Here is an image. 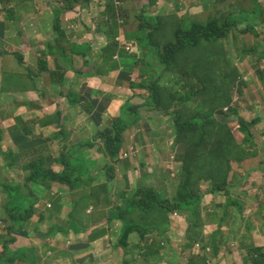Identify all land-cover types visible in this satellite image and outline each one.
<instances>
[{
	"label": "crops",
	"instance_id": "0c3cea01",
	"mask_svg": "<svg viewBox=\"0 0 264 264\" xmlns=\"http://www.w3.org/2000/svg\"><path fill=\"white\" fill-rule=\"evenodd\" d=\"M68 2L70 0H0V128L5 131L4 142L9 141L3 146L8 150L7 152H14L15 156H18L20 152L34 151L36 155L44 156L41 151H46L48 148L46 145L51 142L59 143L58 148L70 150L74 145L99 141V132L108 128L116 119L115 101L123 103L122 107L129 105L137 108L136 113L140 117L138 124L146 121L145 126L140 127L144 135L151 133L148 125L156 121H159L156 125L159 130L170 132L172 128L175 130L171 112L185 111L190 104H197L200 100H204V98L194 97L189 102L187 98L189 88L185 81V75L191 70L188 64L195 58L201 59L203 56L204 42L199 45L195 53L179 54L176 67L173 65L168 67L169 70L159 80V85L164 92L163 100L171 96L172 92L174 97H171L175 98V101L172 107H167L166 112L156 110L148 104L149 92L146 88L138 87L151 76L149 68L156 66L155 63L152 64L151 59L146 58V50L137 45L135 37L138 35V30L129 34L125 26L123 39L126 44L119 51V58L114 62L103 61L101 57H103L102 50L105 47H102V44L106 43L108 46V38L99 33L97 29L100 35L99 41L103 42L100 47L90 51L94 45L93 35L95 33L91 27L92 20L89 22L90 26L86 28H82V23H85L91 16L87 14L83 17L82 13H77L79 6L75 3L72 4L71 10L64 11L65 3ZM161 4L165 6V12ZM234 4L235 0H219V6L215 9L214 5L210 4V0H155L153 4L149 1L147 5L142 3V8L151 12L148 16L152 17L158 15L187 18L190 25L197 21L206 23L210 19L209 14L214 17V13L220 19L224 15L229 18L242 15L248 21L252 20L254 30L242 33L240 29L243 26L239 29L234 28L231 36L229 34L218 42L219 45L216 48H220V51L217 53L213 51L211 60L213 61V72L223 77V81H220V90L231 95V105L236 103V98L239 99L237 102L238 115L248 121L261 124L264 140V77L258 73L260 68L264 69V64H262L264 61V21L260 22L259 18L253 17L255 11L253 13L233 11ZM260 4L261 9H264V0H261ZM83 5H89L92 12L100 10L97 5L93 8L90 3ZM58 19H60V25H55ZM164 25H167V22H164ZM81 29L83 30L80 31ZM165 30L166 28L162 26L160 33H165L164 37L171 30V24L166 32ZM86 37L88 38L84 39ZM248 37H252L250 44L247 43ZM127 46L129 52L124 50ZM162 53L167 52L162 50ZM90 62H92V68L87 69ZM151 64L153 67L150 66ZM84 72H95L98 75H83ZM61 73L63 74L61 79L54 75ZM128 77H132L131 82L120 86L115 84L117 79ZM67 81L69 93L62 98L66 103H61L56 98V92L60 91L61 84ZM91 82H95L99 90L97 97L92 91L86 90V83L90 86ZM132 86L135 92L129 90ZM111 89L126 93H111ZM10 92L23 95L20 97L21 103L13 104ZM75 95L84 97L82 102H77ZM69 97H71L70 100ZM122 98H125L126 103L122 102ZM183 98L186 102H178ZM20 109L25 110L27 119L21 118L20 113H17ZM19 118H21L20 121H18ZM73 121L81 122V124L75 125ZM164 124H167V127ZM137 125H133L125 132V146H127L130 131L138 128ZM236 135L242 142L237 131ZM145 140L147 141L146 137ZM27 144L31 148L22 152L24 145L27 146ZM184 147V145H175V150H183ZM153 150L151 148V151ZM98 151L101 153V146L100 148L94 146L82 153L93 160H100L101 154H98ZM247 154L248 159L242 164L239 162L232 164L234 171L229 184L232 205H229L223 194L207 195L213 196L209 210L211 212L207 211L205 217L206 227H210V236L200 239L197 235L194 239L199 242L204 240L207 245L196 247L195 241H189V239L187 241L184 239L181 244L176 245L178 252L179 248L182 253L185 252L181 258L187 259L188 264H255L257 259L255 247L264 248V238L261 233L253 238L251 243L242 245L239 242L238 246L232 249L224 247L231 234L224 236L223 231L231 227L236 232L237 227L226 221L228 215L220 219L215 216L221 211L224 213L231 211L244 220L248 217L254 225L251 235L264 227V208L259 207L255 196L257 191H262L264 188V163H259L260 158L264 160V151L254 146L248 150ZM0 171L2 172L1 167ZM118 171L121 174H116L115 185L121 189V195H123L129 188H134L136 182L131 178L132 169L127 171L125 167L118 166ZM243 173L251 174L247 181L240 184L238 180ZM262 198L264 199V196ZM37 204H40V200ZM93 204L95 205V202ZM217 205H223V207L216 208ZM70 211L71 208L65 206L59 216L65 219ZM103 212L101 201L99 205L96 204L92 208L91 213L87 214L93 219H102L97 223L98 228L94 232L91 228L81 236L58 234L49 238L47 245L39 248H34L33 244L37 243V233L45 232L43 227L47 225L43 223L38 226L39 216H36L32 222L35 228L27 230L28 234L26 232L22 235L11 234L15 238L14 243L8 244L12 251L31 247L32 255L24 257L16 264H69L68 260L76 264H129L130 258L124 255L123 248H117L115 242L111 241L109 233H104L107 226ZM207 217L211 220L207 221ZM7 224V218L3 214L0 216V254L3 251ZM189 235L187 231L185 236ZM168 239V241L164 240L166 245L163 260L154 262L157 260L151 258L149 263L141 262L139 256L136 255L138 258L136 264H180L179 261L168 260L171 243V239L169 237ZM242 239L243 235L239 240ZM131 240L138 245L137 236H132ZM131 240L130 246H132ZM200 256H203L202 261H199ZM181 262L187 264L184 261Z\"/></svg>",
	"mask_w": 264,
	"mask_h": 264
},
{
	"label": "trees",
	"instance_id": "16d2710c",
	"mask_svg": "<svg viewBox=\"0 0 264 264\" xmlns=\"http://www.w3.org/2000/svg\"><path fill=\"white\" fill-rule=\"evenodd\" d=\"M92 0H76L79 2H86ZM155 1V0H152ZM257 2V0H254ZM72 4V3H71ZM73 7L65 6L64 11L71 10ZM263 15L260 5L257 4V10L253 14ZM106 17L109 21H105L102 17L97 19L98 30L108 38V46L105 50L112 56L109 55L101 57L103 61L113 60V55L118 54L121 51L115 43V36L118 33V20L119 12L115 8L114 0H109ZM242 18V19H240ZM156 19H161L157 21ZM147 22L142 23L138 29L137 43L139 47L146 50V58L151 59L152 64L157 63L158 66L163 67L161 74H157L153 77H149L143 81L138 87H145L150 92L148 97V104L156 110H162L166 112L167 107H172L175 101L174 94L171 92V96L167 98L168 104L163 103L164 92L159 88V78L162 74L166 73L167 64H173L179 54L182 53H195L199 49V45H202L204 40V53L201 59L195 58L189 64L193 75L195 76L196 86L191 84L190 78L185 75V81L189 88L187 94L192 97L204 98L197 104H190L187 110H175L171 112L174 119L175 127V145H184L183 152L178 155V162L180 168L177 179L176 191L171 198L163 199L153 187H138L136 188L132 196L124 199V205L112 212L111 215H107V220L111 223L113 220H120L122 222L121 237L117 238L116 245L123 248L124 255L130 256V260L133 264H136L139 256L142 261L151 258H160V254L163 250L162 245L164 240H169L166 236V232L170 227L169 216L175 211L180 214H189L193 219L197 221L196 224L192 225L189 233L197 230L199 225V212L202 207V201L208 193L211 194H223L229 205H232L230 198L231 186L230 176L233 170L232 163L235 161L241 162L246 157V147L239 143L234 131L232 130L230 123V116L224 112V108L230 106L232 103L231 95L226 94L220 90V81H223V77L217 78L213 72V61L211 60L214 43L224 39L231 32L232 28H241L242 33L248 30H254L252 20H247L245 16H233L232 18H225L220 24L216 21L217 19H211L206 25L194 24L188 29L180 28L175 32L177 42L161 47L160 42L156 41V36L160 34L162 25L167 22L172 25L171 18L164 17H150L142 18ZM101 22V23H100ZM177 23L181 24L180 18H177ZM160 23V24H159ZM100 24V25H99ZM55 25H60V19L55 22ZM251 32V31H250ZM249 32V33H250ZM162 50L167 53H162ZM161 56V57H160ZM168 58H167V57ZM154 58V60H152ZM264 64V61H262ZM156 67V66H155ZM261 77H264V69L258 71ZM55 77L62 78L63 74H54ZM83 75L95 76L93 73L84 72ZM229 78L228 76L226 77ZM155 79V83L152 81ZM189 100V102L192 101ZM178 102H186V99ZM85 106V105H84ZM90 111V110H89ZM124 111L130 114L136 113L137 108L126 105ZM225 117L226 119H223ZM137 123V120L128 119L126 116L117 118L112 122V125L108 129L101 130L98 137L102 141V154L106 158L111 159L116 164H121L120 152L124 146V133L133 125ZM248 123L241 120V130L246 131ZM247 139V137H246ZM94 144V143H93ZM4 160H12L5 153H2ZM26 155L20 154L15 156L14 159L18 162L20 160L31 157L35 154L34 151L26 152ZM44 158H40L36 161L27 163V166L33 171L25 181V185L31 182L37 184L43 182H56L70 186L74 191L81 189L82 184L84 188L91 185L88 182V186L83 179V175H87V166L83 157H75L70 155H63L60 159V163L64 166L63 171L54 173L52 171L47 172L42 167ZM76 170H78L79 179L74 177ZM1 173V171H0ZM112 171L108 174V178L112 179ZM251 173H243L238 183H244L250 177ZM207 186V187H204ZM21 187H9L4 188L8 193V197L14 200V202L29 201L30 199L25 197L23 194L19 195V189ZM203 188H208V193ZM12 189H15L14 192ZM99 190L103 187H99ZM21 192V191H20ZM86 201H91L93 198L100 197L96 187L91 190L89 194L82 195ZM256 200L259 207L264 208V188L262 191L255 193ZM8 201V200H7ZM179 201V202H178ZM106 203V202H105ZM107 205V203H106ZM26 210V217L22 216L18 223L15 225V221L11 216L10 203L4 205L5 215L7 217V230L11 237V233L24 234L25 226L33 214V207L22 205V210ZM140 214V220L136 219V216ZM156 214L164 220V224L158 221L156 224L147 223V218L152 219V215ZM9 215V216H8ZM217 217V213L215 214ZM24 217V218H23ZM207 221L211 220L210 217L206 218ZM19 222H21L19 224ZM167 224V225H166ZM70 227L74 230L80 231L78 222L74 216H71ZM54 231H65V229L56 225L52 228L51 232ZM153 231L156 236L148 237L149 233ZM137 232L142 241L138 245L130 246L128 244L129 234ZM15 239L10 238L9 240L5 237L3 243V251L0 254V264H16V261L22 260L24 257H29L27 250L12 251L8 244H11ZM197 242L198 240H194ZM189 247V245H186ZM130 249V250H128ZM29 251V250H28ZM255 253L257 259L255 264H264V248L255 247ZM149 259V260H150ZM147 261V263L149 262Z\"/></svg>",
	"mask_w": 264,
	"mask_h": 264
},
{
	"label": "rangeland",
	"instance_id": "374dc122",
	"mask_svg": "<svg viewBox=\"0 0 264 264\" xmlns=\"http://www.w3.org/2000/svg\"><path fill=\"white\" fill-rule=\"evenodd\" d=\"M257 1L258 2H255L254 0H235V4L233 5V11H243L245 13H253L254 11L257 10V4L261 5L260 4L261 0H257ZM71 3L72 4L75 3L76 5L79 6L77 13H82L83 17H86L87 14L91 16V17L87 18L85 23H82V28H86V27L90 26L89 22H90V20H92L91 27L95 31V33L93 35L94 45L90 51H92L95 48L100 47L103 41H99L100 35L97 33V30H96V28H97L96 18L98 17L97 14L99 13L100 10L92 12L89 9V5H83V4H89L90 3V5H92V8H93L96 5L95 0L86 1V2H79V3H77L76 0H70V2L65 3V5L66 6H68V5L72 6ZM142 3H143V5H147L148 0L125 1V12L127 15V21L125 24H126V30L129 34H133V32L138 29L139 22H141V23L147 22V20H142V18L147 17V15L151 13L147 10H144V8H142ZM210 4L214 5V8L217 9L219 6V0H210ZM161 7L163 8V10L165 12L166 11L165 6H163V4H161ZM205 10H208V9H205ZM208 11H211V10H208ZM225 17H226V15H224V17L222 19H220V18L216 17L215 13H214V17L212 14H209L210 19H208L207 22H209L211 19H217L216 21L220 24V22L224 21ZM256 17L259 18L260 22L264 21V15L260 14V15H256ZM207 18H208V16H207ZM156 20L160 21L161 19H156ZM196 23L197 24H204L205 22L197 21ZM162 26L165 27L166 29H168L169 25H162ZM180 28H183V29L189 28L187 18L183 19L181 27H180L179 23L173 22L171 25V30L167 33L166 37L160 39V42L164 45L176 43L177 39H176L175 32L178 31ZM82 30L83 29H81L80 31H82ZM233 31H234V29L232 30V32ZM232 32L230 33V36H231ZM99 33H101V32L99 31ZM87 38L88 37H86L84 39H87ZM129 38H131V36ZM251 38L252 37L247 38L248 44H250ZM201 42L203 43L205 41L202 40ZM218 45H219L218 42L214 43L213 51H216V53H217V51H220V48H216V46H218ZM106 46H107L106 43L102 44V47H106ZM124 50L129 52V50H127V48H125ZM98 55H100L99 52H98ZM102 55L103 56L109 55L110 57H112L104 48L102 50ZM118 58H119L118 55H116V54L113 55V60H117ZM210 58H213V57H210ZM152 60H154V58H152ZM178 60L179 59L176 58L175 61L173 62V64L168 63L167 68H166V72L169 70L168 67H171L172 65H173V67H176ZM155 64H156V67L149 68L151 70V73H152L151 77H153L157 74H161V71H162V69H160L161 67L158 66L157 63H155ZM150 66L153 67L152 64ZM188 66H192V65L188 64ZM91 68H92V62H90V65L87 66V69H91ZM92 73L95 76L98 75L95 72H92ZM163 76H164V74H162V76L159 78V80H161V78ZM186 76H188L190 78L191 84L193 86H196L195 76L193 75L192 70H189V72L186 74ZM220 76H221L220 74L216 75L217 78H220ZM131 78L132 77H128L126 79H117V82L115 84L120 86L121 84H124L126 82L129 83L132 81ZM152 81L155 83V79H152ZM68 84H69L68 81L66 83L61 84L60 91L57 90V92H56V98L59 99V101L61 103H66V101H64L62 98H64V95L69 93L68 92L69 91L68 90V86H69ZM86 85H87L86 90L92 91L94 93V96L97 97L99 90L96 88L95 82H91L90 86H88L87 83H86ZM159 88L162 89L161 86ZM129 90L135 92V89L133 86L130 87ZM110 92L111 93H116V92L126 93L124 91H119L117 89H111ZM88 93H91V92H88ZM10 95L12 96L11 99L13 101V104L21 103L20 97H22L23 95H18V94H15L14 92H10ZM113 96H115V95H113ZM75 97H76L77 102H82V100L84 99V97H82V96H76L75 95ZM149 97H150V92H149ZM187 98L189 100L192 99V97H190V95H188ZM68 99L70 100L71 97H69ZM122 100H123L122 102L126 103L125 98H122ZM163 103L168 104V100L167 99L163 100ZM122 105H123V103H120L119 101L114 102V107L116 108V116H115L116 119L122 118L124 116L128 117V115L130 114L129 112L124 111L125 107H122ZM24 112H25L24 109H20L17 113H20L21 118L25 117L27 119L28 116ZM34 115L36 117L37 114L35 113ZM83 117H85V115H83ZM130 117L133 118L134 120H137L138 122L140 120V117L137 113L130 114ZM21 118H19L18 121H20ZM241 120H244L246 123H248L246 131L241 130ZM158 122L159 121L150 123L148 125V127H149V131L151 133L145 134V135L142 133L143 129H141L140 127L141 126L144 127L146 124V121H143L141 124H138L137 125L138 130H137V128L135 129L134 140L132 141L131 139H128V141H127V145H130V146L134 145L135 146L134 150H132V152L129 153V157H127V159H126L125 155L122 153H120V158H123L121 165L123 167H125V169L127 171H129L130 169L133 170V174H132L131 178L133 180H135V182H136V185L133 188L134 190L138 187H142V184H143V187H149V188L153 187L154 190H156L158 192V194L163 199H165V198H171L173 196V194L175 193L176 185L178 183L177 175H178L179 169H181L179 166V167H177V170L175 172H173V170L168 169V167L170 165L173 166L175 164H180L177 160L178 154H176V153L183 152V150L182 149H180V150L176 149L175 150V146H174V142H173V140L175 139L174 128H172V131H170V132H167V130H159V128L156 126ZM73 124L79 125V124H81V122L73 121ZM164 126L167 127V124H164ZM230 126H231L232 130L234 131V134H235L238 142L243 144L246 147V157H244L241 162L246 161L248 159V154H247L248 150H250L254 146L257 147L258 150L264 151V140L262 139L263 129L261 128V124H256L252 121H248L244 117H240L239 115H237V117H234L233 119H231ZM172 127H173V124H172ZM236 131L239 134L242 142L239 141V139L236 135ZM4 137H6L5 131L2 128H0V167L2 168V172L0 173V215L3 216L4 211H5V209L2 208L1 204L2 203H4V204L10 203L11 216L14 219L15 225H16V223H18L19 219L22 216L26 217V213H27L26 210L27 209L25 208L22 210V205L25 204V205H27V208H28L29 206L33 207V204L30 205L29 201H20V199H19L18 203L14 202L13 199L5 201L4 199L7 198L6 194H8V193L4 190V188L5 187L6 188H9V187L14 188L16 186L21 187L19 189V193H18L19 195H22V193L23 194H30L32 192L33 193L38 192V193H35V195L32 198L35 199V201H36V199H41V202L39 204L40 206H43L45 201L53 202L56 199H62V198L58 197L57 195H52V193L54 191V187H53V184L49 181L39 183V184H37L35 182H31L25 186V181H26L27 177L29 175H31L33 172L27 166V163L32 162V161H36L40 158H44L45 160L41 164L43 169L47 170V172L52 171L54 173H59V172L63 171V169H64L62 164L60 163V159L62 158V156L71 154L72 156H75L77 158L78 154H77V152H71L66 148H58V147H60L59 143L51 142V143L46 145V147H48L46 151L45 150L41 151V154H44V156L36 155V153H35L31 157L24 158V159L20 160V162H18L17 159L16 160L14 159V156H15L14 152H7L8 150L6 148H3V146L6 145L7 142H9L8 140L4 142ZM145 137L147 138V141L145 140ZM162 137H164V138H162ZM246 137H247V139H246ZM37 143L41 144V142H37ZM147 144L151 148H153L154 150L151 151V148L149 146H147ZM94 145H95V147H98V148H100V146H101L100 142H98V141H95ZM29 148H31V146L29 144H27V146L24 145L22 152H26V150H28ZM87 150L88 149H86V151ZM5 152H7V153H5ZM126 152H130V149L126 150ZM2 153H5L9 158L12 157V159L15 162L13 163L12 160H5L4 161ZM20 154L26 155L25 153H21V152L18 155H20ZM98 154H102V153H99V151H98ZM175 155H176V157L174 159L173 157ZM260 157H263V156L260 155ZM99 159L101 161L102 156H100ZM102 161L108 162V163H114V161H112L111 159L103 158ZM259 161H260L259 162L260 164L264 163L263 158H260ZM235 162H240V161H235ZM86 164H87L86 166H87V170H88L87 177L89 178V174L92 171V168L94 166V162H87ZM232 167H233V165H232ZM104 168L105 167L103 165H101L98 167V170H104ZM164 170H168L167 174L165 173V176L167 179L160 178L159 174L161 172H163ZM153 171H155V172L153 173ZM233 171H234V168H233L232 172ZM232 172H231V174H232ZM54 185H58V183H55ZM204 187H207V186H204ZM58 188H61V187H58ZM58 188H55V189H58ZM203 189L207 193L208 188H203ZM12 190L14 192H16L15 189H12ZM66 198H68V196ZM212 201H213L212 195H209L206 198H204V200L202 201L201 210H200L199 215H198L200 218V220H199L200 224H198L199 227L197 230L190 233V235L188 237H186L185 234L187 233V231L189 233L191 226L196 224L197 221L195 219H193L191 217V215L186 214V213H184L183 215H170L169 216L170 227L166 232V236H168L171 239V243L169 245V255H168L169 261H179L180 264H182L181 261H184L185 263L188 264L189 261L187 259L181 258L185 252L182 253L180 248H179V252L181 254L180 255L178 252V249L176 248V245L181 244L184 239L186 241H187V239H189V241H192L197 237V235L199 236L200 239H203V237L210 236V234H209L210 227H206L205 217L207 215V211H209L211 208ZM217 207H223V205H217L216 208ZM48 210H52V208H50ZM209 212H211V211H209ZM58 213H59V215H61V211H59ZM226 215H228V219L226 221L232 223L233 225H236L237 230L235 232L230 227V228H226L223 231L222 234L224 236L231 234L230 239L228 241H226L224 247L227 246L228 249H232V248H236L238 246L239 242H241L242 245H244L246 243H251V242H253V238H255L259 233H261L263 238H264V227L260 228V231H258V232L255 231V233L251 235L252 231L254 230V225L248 217L246 220H244L241 216H239V215H237L231 211L227 212V213H224L222 211L217 213L218 219L222 218L223 216L225 218ZM140 216L141 215L138 214L136 216V219L140 220ZM27 220H28V222H27L25 228L34 229L35 226L32 222L29 221V216L27 217ZM158 221H160L161 223L164 222V220L156 214L152 215V219H150L149 217L147 218V223H150V224H152V222L154 224H156ZM20 223L21 222H19V224ZM259 223H261V222L259 221ZM43 228L46 231L41 232L40 234L37 233L38 240H37L36 244H33L34 248H39L40 246L48 244L49 229L47 227H43ZM154 234L155 233L153 231H151L149 233L147 239L149 237L153 236ZM242 235H243V239L240 241L239 239H241ZM5 237L8 240L10 238H12V237L8 236V233H5ZM198 244H201L203 247H205L207 245L204 240H202ZM28 249H29V251H28ZM26 250H27V253L29 255H32L30 253L31 247H27ZM128 250H130V249H128ZM164 250H165V248L163 249V251L160 254L159 259H161V260H163V254H165ZM149 259L142 261V259L140 258L139 261L147 262ZM202 259H203V256H200L199 261H202ZM129 261H130L129 264H133L130 259H129ZM67 262L69 264H76L72 260H68ZM154 262H158V260L154 261ZM199 263H203V262H199Z\"/></svg>",
	"mask_w": 264,
	"mask_h": 264
},
{
	"label": "clouds",
	"instance_id": "9594fccd",
	"mask_svg": "<svg viewBox=\"0 0 264 264\" xmlns=\"http://www.w3.org/2000/svg\"><path fill=\"white\" fill-rule=\"evenodd\" d=\"M133 1H135V0H133ZM148 1L151 4H153V2H154L152 0H148ZM95 2H96V5L100 8L99 13L97 14L98 17L96 18V21H97V19H99L101 17L105 21H109L108 18L106 17V15H105L106 12H107V9H108L109 0H95ZM114 5H115V8L119 12L118 33L115 36L114 40H115V43L119 47L123 48L125 46V44H126L124 42V39H123V32H124V27L126 26L125 23L127 21V15H126V12H125V0H114ZM260 8H261V5H260ZM144 10H146V8H144ZM261 10H262L263 15H264V10L263 9H261ZM255 16H256V14H255ZM150 17H152V16H148L147 15V17H145V18H150ZM153 17L154 18L155 17L171 18L172 19V23L176 22L177 18H178V17H173V16H158V15H155ZM225 18H229V17L226 16ZM225 18H224V20H225ZM182 20L183 19H181V21ZM187 21H188V24H189V20L188 19H187ZM210 21H212V20H210ZM209 22H206L204 24H198V25H206ZM141 24L142 23L139 22V26ZM194 24H197V23L194 22L192 25H194ZM96 25H97V22H96ZM167 25H170V24L167 23ZM192 25L189 24V28ZM234 28L235 27H233L232 30ZM97 29H98V25H97L96 30ZM138 29H139V27H138ZM232 30H231V32H232ZM166 31H167V29L165 30V32ZM164 34L165 33L158 34L156 36V41L158 42L160 38H164ZM137 37H138V35L135 37L136 38L135 39L136 42H137ZM137 45H138V43H137ZM162 45L163 44L160 42V46L161 47H162ZM116 55H118V54H116ZM238 101H239V99L236 98L235 99V102H236L235 104L227 106V107L224 108V112L227 115L230 116L229 117L230 120L238 115V111H239V108L237 106V102ZM127 118L128 119H132L130 117V114L128 115ZM223 119H226V118L223 117ZM137 124H138V121H137V123L135 125H137ZM111 125H112V123L110 124V126L108 128H110ZM108 128H106V129H108ZM137 130H138V128H137ZM134 134H135V129L130 131L129 139H131L132 141L134 140ZM98 142H100V144L102 146V141H101L100 138H99ZM173 142H174V140H173ZM93 143H91V144L74 145L69 150L71 152H77V154H78L77 157H83V159L85 161V165H87L86 164L87 162H94V166L92 168L91 173L89 174V178L87 177V175H83L82 176V179L85 182H87L86 186H88V182L93 181V182H91V185L89 187L84 188V185L82 184L81 189L74 191L68 185L60 184V183H58V185H54L56 182H51L53 184V187H54V191H53L52 195H57L58 197H60L62 199H56L53 202L45 201L43 206H40L39 204H37V202L39 200L41 202V199H36V201H35V199L32 198L35 195V193H38V192H34V193L32 192L30 194H23L22 193L25 197L30 199L31 202H34L33 203V209H32L33 210V214H32V217H31V219L29 221L33 222V219L36 216H39L37 224L39 226V225L44 223V224L47 225V228L49 226V238H52L53 236H57L58 234H65V235L73 234L74 236H81V235L85 234L88 230H90L91 228H93L92 232H94V230H96L98 228V227H96L97 223H99L102 219H93L90 216H87V214L91 213L92 212V208L95 207L96 204L99 205L101 201L103 202V211H104L103 213H104V219H106L105 224L107 226L105 231H104V233H109V235L111 237V241L115 242V245H116V242H117V238L121 237V230H122V227H123L122 222L120 220H113V222L111 223L109 220H107V215L109 214V216H110L112 212H114L118 208L122 207L124 205V199L131 197L134 189L133 188H129V190L127 192H125L123 195H121V192H122L121 189H118L117 186L115 185V181L117 179V175L116 174H121L118 171V166H122L121 164L103 162L102 161L103 158L108 159L103 154H101L102 160L100 161V160H93L88 155H85V154L82 153V151H86V149L93 148L95 146ZM124 143H125V139H124ZM174 146H175V143H174ZM134 148H135L134 145L133 146H130V145L125 146L124 145L120 153H122V154L127 153L128 154L127 157H129V153H131L132 150H134ZM101 149H102V147H101ZM125 149L126 150L130 149V152H126ZM101 153H102V150H101ZM176 154L179 155V153H176ZM127 157H126V159H127ZM175 157H176V155L173 158L175 159ZM3 158H4V156H3ZM120 159L123 161V158H120ZM101 165H103L105 167L104 170H98V167L101 166ZM179 166H180V164H175V165H173V167H172V165H170L168 167V169H171V170H173V172H175L177 170V167H179ZM111 171L113 172L112 173L113 178L109 179L108 178V174ZM87 172H88V170H87ZM165 173L167 174V172H164V171L161 172L159 174L160 178L167 179L166 176H165ZM58 187H61V188H58ZM95 187H96L97 192L99 193L100 197L93 198L90 202L86 201L85 198L82 195L89 194L91 192V190L94 189ZM99 187H103V189L99 190L98 189ZM55 188H58V189H55ZM207 193H208V191H207ZM208 194H211V193H208ZM6 196H7V198H5L6 199L5 201L10 200L11 197H8V194H6ZM67 196H68V198H66ZM119 196H120L121 199L119 198ZM94 202H95V205L93 204ZM105 202L107 203V205H106ZM5 204L4 203L1 204L2 208H4ZM65 206L66 207H70L71 211H70V213L67 215V217L65 219H62L59 216L58 212L61 211L62 208L65 207ZM47 208L48 209L52 208V210H48ZM4 214H5V211H4ZM73 214H74V216H75V218H76V220L78 222V226L80 228V231L74 230L73 228L70 227L71 216ZM171 215H183V214H180L179 212L175 211ZM56 225L62 226L65 229V231H58V232L54 231V232H51L52 228L54 226H56ZM27 230H30V229L26 228L24 230V232L27 233ZM5 231L8 233V235H10L8 230H7V226L5 227ZM11 234L21 235V234H15V233H11ZM95 235H96V233H95ZM132 236H137L138 244H139L140 241H142L140 236H139V234L137 232H133V233L129 234V236H128V238H129L128 244L129 245H130V240H131ZM151 237H149V239ZM4 238H5V236H4ZM12 238L15 239L14 237H12ZM131 243H132V245H135V241L134 240H131ZM198 243H200V242L197 241V242L194 243L196 245V247H200L201 246V244H198ZM162 245L165 246L166 245L165 242H163ZM116 247L120 248L117 245H116ZM164 248L165 247H163V249ZM261 248H263V247H261ZM21 249L22 248H20L18 250H21ZM25 249H27V248H25ZM126 257L130 258V256H126ZM156 260H161V259L156 258ZM21 261L22 260H20V261L18 260V261H16V263L17 262H21Z\"/></svg>",
	"mask_w": 264,
	"mask_h": 264
},
{
	"label": "flooded vegetation",
	"instance_id": "af4514ba",
	"mask_svg": "<svg viewBox=\"0 0 264 264\" xmlns=\"http://www.w3.org/2000/svg\"><path fill=\"white\" fill-rule=\"evenodd\" d=\"M63 168H64V166H63ZM74 177L79 179L78 170H76Z\"/></svg>",
	"mask_w": 264,
	"mask_h": 264
},
{
	"label": "built area",
	"instance_id": "2783aa9c",
	"mask_svg": "<svg viewBox=\"0 0 264 264\" xmlns=\"http://www.w3.org/2000/svg\"><path fill=\"white\" fill-rule=\"evenodd\" d=\"M126 48H127V50H129V47H128V46H127ZM124 155H125V157H127V156H128V154H127V153H125Z\"/></svg>",
	"mask_w": 264,
	"mask_h": 264
},
{
	"label": "bare ground",
	"instance_id": "6f19581e",
	"mask_svg": "<svg viewBox=\"0 0 264 264\" xmlns=\"http://www.w3.org/2000/svg\"><path fill=\"white\" fill-rule=\"evenodd\" d=\"M160 24V23H159ZM172 40V39H171ZM163 46V45H162ZM179 202V201H178ZM164 224V223H163ZM167 225V224H166Z\"/></svg>",
	"mask_w": 264,
	"mask_h": 264
}]
</instances>
